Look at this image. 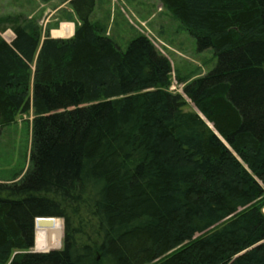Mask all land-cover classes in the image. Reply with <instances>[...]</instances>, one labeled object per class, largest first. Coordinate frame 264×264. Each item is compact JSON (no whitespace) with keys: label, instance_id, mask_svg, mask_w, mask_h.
Masks as SVG:
<instances>
[{"label":"trees","instance_id":"trees-1","mask_svg":"<svg viewBox=\"0 0 264 264\" xmlns=\"http://www.w3.org/2000/svg\"><path fill=\"white\" fill-rule=\"evenodd\" d=\"M69 1V38L0 17V128L33 114L0 264H264V0H158L215 59L183 94L147 36L121 49ZM37 216L63 219L60 248L31 250Z\"/></svg>","mask_w":264,"mask_h":264},{"label":"rangeland","instance_id":"rangeland-1","mask_svg":"<svg viewBox=\"0 0 264 264\" xmlns=\"http://www.w3.org/2000/svg\"><path fill=\"white\" fill-rule=\"evenodd\" d=\"M7 16L19 17L28 27L35 25L42 38L45 35L69 38L58 36L56 31L62 32L71 21L77 22L69 0H0V17ZM90 20L121 49L133 36H147L169 59V91L183 94L185 83L215 65L212 50L197 51L194 37L158 0H94ZM7 32L12 34L9 30L1 34L5 36ZM185 99V109L195 110L193 103ZM32 118L31 111L19 114L14 122L0 128V184L19 181L29 168ZM233 156L242 163L238 155ZM56 219L60 220L63 235V219ZM62 235L58 247L37 248L34 232L31 250L58 249L62 246Z\"/></svg>","mask_w":264,"mask_h":264},{"label":"bare ground","instance_id":"bare-ground-1","mask_svg":"<svg viewBox=\"0 0 264 264\" xmlns=\"http://www.w3.org/2000/svg\"><path fill=\"white\" fill-rule=\"evenodd\" d=\"M64 26V25H63ZM66 30L67 33L70 32V27L68 25L64 27L63 32ZM57 34L62 35V32L56 31ZM7 36H10V33L7 32ZM61 223L59 219H55L53 228L43 229L39 228L36 231V245L37 248H48L50 246L58 247L61 241Z\"/></svg>","mask_w":264,"mask_h":264},{"label":"water","instance_id":"water-1","mask_svg":"<svg viewBox=\"0 0 264 264\" xmlns=\"http://www.w3.org/2000/svg\"><path fill=\"white\" fill-rule=\"evenodd\" d=\"M208 123V122H207ZM210 127L212 124L208 123ZM56 217L53 216H37L34 219V232H36L39 228L50 229L54 226V221ZM34 252H41L40 250H32Z\"/></svg>","mask_w":264,"mask_h":264},{"label":"crops","instance_id":"crops-1","mask_svg":"<svg viewBox=\"0 0 264 264\" xmlns=\"http://www.w3.org/2000/svg\"><path fill=\"white\" fill-rule=\"evenodd\" d=\"M74 19L77 20L76 16L74 17ZM77 22H78V20H77ZM67 25H68V24H67ZM70 25H71V26H70ZM62 27H63V26H62ZM68 27H70V32H69V33H67L66 30L63 32V30H64V27H63L62 35H58V36H60V37H62V36H66V37L71 36V35L73 34V32H74L75 23H74L73 21H71L70 24L68 25ZM13 37H14V36H13ZM13 37H10V38H13ZM53 37H55V36H53Z\"/></svg>","mask_w":264,"mask_h":264}]
</instances>
